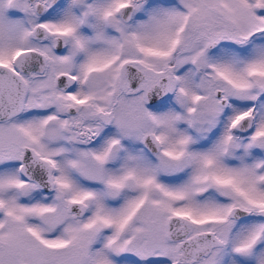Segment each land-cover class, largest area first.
I'll use <instances>...</instances> for the list:
<instances>
[{"label":"snow or ice","instance_id":"6c2138e0","mask_svg":"<svg viewBox=\"0 0 264 264\" xmlns=\"http://www.w3.org/2000/svg\"><path fill=\"white\" fill-rule=\"evenodd\" d=\"M0 264H264V0H0Z\"/></svg>","mask_w":264,"mask_h":264}]
</instances>
